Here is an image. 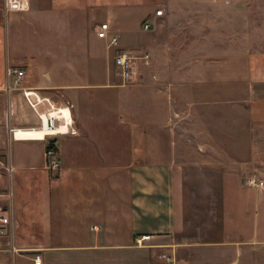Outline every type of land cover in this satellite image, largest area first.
<instances>
[{"label":"crops","instance_id":"0c3cea01","mask_svg":"<svg viewBox=\"0 0 264 264\" xmlns=\"http://www.w3.org/2000/svg\"><path fill=\"white\" fill-rule=\"evenodd\" d=\"M0 1V160L13 166L11 172L2 169L0 201L12 210L13 242L19 249L14 255L0 252V264H35L36 257L41 264H264L263 169L256 168L260 174L245 183L237 175L236 184L224 186L223 229L216 237L187 234L179 172L147 156L151 148H137L142 132L135 134L126 121L131 110L110 103L104 88L110 84L95 69L103 48H112L107 39L97 35L105 46L88 44L92 57L82 63L71 57L13 62L3 23L11 14ZM225 1L223 6L221 0H31L25 12L38 20L69 12L87 18L96 34L107 22L98 21L101 15L150 18L151 63L175 47V34L180 48L187 50L185 58L194 50L200 59L243 58L245 110L252 122L264 124V23L254 21L264 17V0ZM158 9L164 10L162 15H156ZM177 16L180 33L169 27ZM228 46L237 52L222 53ZM106 59L111 60L109 53ZM151 63L139 64L138 77L129 83H138ZM8 68L26 71L24 87L73 105L78 133L57 136L61 167L56 172L46 167L47 140L31 131L38 130L39 114L21 89H7ZM152 124L156 128V121ZM144 235L151 238L138 244Z\"/></svg>","mask_w":264,"mask_h":264},{"label":"rangeland","instance_id":"374dc122","mask_svg":"<svg viewBox=\"0 0 264 264\" xmlns=\"http://www.w3.org/2000/svg\"><path fill=\"white\" fill-rule=\"evenodd\" d=\"M221 2L224 6L226 1ZM65 13L45 20H38L29 12L13 13L8 23L4 16L12 61L23 64L33 57L41 61H66L71 57L82 63L87 56L92 57L88 44L99 42L105 46L106 40L97 37L87 18ZM98 19L110 23L119 38L117 46L109 50L104 47L101 58L94 61L95 69L110 84L104 87L110 103L117 109L131 110L132 116L128 113L126 121H130L135 134L142 132L143 142L137 139V148H151L152 153L147 156L174 165L179 172L187 234H202L204 239L216 237L223 229L224 186L236 184L237 175L245 183L258 173L256 168L264 172V124L252 122L245 110L246 60L225 55L200 59L197 50L186 53L189 58H185L187 50L180 48L175 34V47L169 49L167 57H153L138 83L123 84L114 75L112 59L120 47L137 54L150 51L153 21L102 15ZM180 20L177 16L171 21L172 31L182 32ZM228 20L223 16V22ZM254 21L264 23V17ZM145 23L151 24L150 30L144 29ZM221 52L237 50L228 46ZM108 53L111 60L107 61ZM152 121H156V128Z\"/></svg>","mask_w":264,"mask_h":264},{"label":"built area","instance_id":"2783aa9c","mask_svg":"<svg viewBox=\"0 0 264 264\" xmlns=\"http://www.w3.org/2000/svg\"><path fill=\"white\" fill-rule=\"evenodd\" d=\"M30 8L31 0H4V10L8 15L15 12H25ZM163 12V9H158L156 15H162ZM144 29L147 31L150 30L151 24L145 23ZM97 35L100 38L109 40L108 48L119 44L118 36L109 33V24L107 22L100 25ZM113 63L114 75L120 77L123 84H127L136 80L138 77L139 64L149 65L151 63V53L144 51L140 54H133L128 50H119L114 57ZM7 75L9 79L7 89L11 87L21 89L29 105L39 114L40 124L38 130L45 132L43 139L47 140L45 149L46 167L53 172L58 171L61 167V162L57 136L78 133L72 113L73 105L70 103L66 105L59 104L52 98L40 94L37 89L24 87L23 81L26 77V71L22 68H8ZM65 109H68V115L64 114ZM61 126H64L65 130L60 131L59 127ZM3 168L8 172L13 171L11 164L4 166L0 160V175L2 174ZM7 196L10 197L11 194L8 193ZM11 213V208L0 201V252L6 251L14 255L19 249L15 247L13 242V219ZM150 238L151 235H144L137 239V243L142 244L143 241ZM35 264H41L39 257L35 258Z\"/></svg>","mask_w":264,"mask_h":264},{"label":"bare ground","instance_id":"6f19581e","mask_svg":"<svg viewBox=\"0 0 264 264\" xmlns=\"http://www.w3.org/2000/svg\"><path fill=\"white\" fill-rule=\"evenodd\" d=\"M59 130L60 131H63V130H65V127L64 126H61V127H59ZM34 134H36V135H45V132L44 131H41V130H31Z\"/></svg>","mask_w":264,"mask_h":264}]
</instances>
